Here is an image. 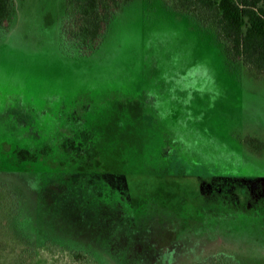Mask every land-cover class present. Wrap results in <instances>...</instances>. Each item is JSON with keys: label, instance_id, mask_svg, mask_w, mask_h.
Segmentation results:
<instances>
[{"label": "rangeland", "instance_id": "1", "mask_svg": "<svg viewBox=\"0 0 264 264\" xmlns=\"http://www.w3.org/2000/svg\"><path fill=\"white\" fill-rule=\"evenodd\" d=\"M12 2L0 264H264V202L202 198L263 185L264 77L168 0L122 7L82 61L61 48L65 0Z\"/></svg>", "mask_w": 264, "mask_h": 264}, {"label": "trees", "instance_id": "2", "mask_svg": "<svg viewBox=\"0 0 264 264\" xmlns=\"http://www.w3.org/2000/svg\"><path fill=\"white\" fill-rule=\"evenodd\" d=\"M133 0H65L59 26L65 56L88 60L103 43L106 25ZM170 8L211 31L227 60L264 77V0H168ZM13 15L12 0H0V29ZM40 114L42 111H35ZM127 208L131 207L128 203Z\"/></svg>", "mask_w": 264, "mask_h": 264}, {"label": "flooded vegetation", "instance_id": "3", "mask_svg": "<svg viewBox=\"0 0 264 264\" xmlns=\"http://www.w3.org/2000/svg\"><path fill=\"white\" fill-rule=\"evenodd\" d=\"M200 181V180H199ZM210 182V181H207ZM262 179L259 181H245L244 183H240L236 189L232 188L231 182L228 184H220L218 190H217V184H215L214 189H210L212 187L211 184H208L206 186V190H202L203 193L207 194H201L202 198L209 199V203H215L220 206L222 203H224V198L228 196H234V203L235 205H241V207H235L236 210H242L243 205H255L256 207L261 206V204L264 202V182L262 185ZM236 192V193H235ZM205 196H208L205 198ZM223 199V200H222ZM215 201V202H213ZM223 201V202H221ZM232 206L234 203L230 202ZM204 204H206L204 202ZM234 205V206H235Z\"/></svg>", "mask_w": 264, "mask_h": 264}]
</instances>
